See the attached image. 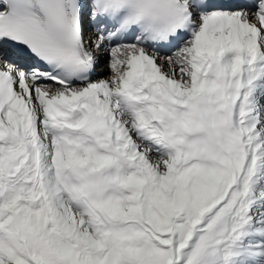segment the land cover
<instances>
[{
	"label": "snow or ice",
	"instance_id": "1",
	"mask_svg": "<svg viewBox=\"0 0 264 264\" xmlns=\"http://www.w3.org/2000/svg\"><path fill=\"white\" fill-rule=\"evenodd\" d=\"M0 264H264V0H0Z\"/></svg>",
	"mask_w": 264,
	"mask_h": 264
}]
</instances>
